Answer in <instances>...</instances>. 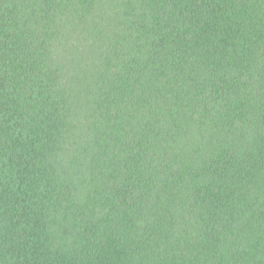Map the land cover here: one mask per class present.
I'll return each mask as SVG.
<instances>
[{"label": "trees", "instance_id": "16d2710c", "mask_svg": "<svg viewBox=\"0 0 264 264\" xmlns=\"http://www.w3.org/2000/svg\"><path fill=\"white\" fill-rule=\"evenodd\" d=\"M0 264H264V0H0Z\"/></svg>", "mask_w": 264, "mask_h": 264}]
</instances>
